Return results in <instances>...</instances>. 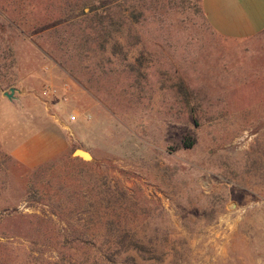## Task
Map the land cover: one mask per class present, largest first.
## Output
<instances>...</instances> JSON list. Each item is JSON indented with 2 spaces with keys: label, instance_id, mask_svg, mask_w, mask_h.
<instances>
[{
  "label": "rangeland",
  "instance_id": "374dc122",
  "mask_svg": "<svg viewBox=\"0 0 264 264\" xmlns=\"http://www.w3.org/2000/svg\"><path fill=\"white\" fill-rule=\"evenodd\" d=\"M48 128L67 148L24 165ZM0 264H264V31L224 38L200 0H0Z\"/></svg>",
  "mask_w": 264,
  "mask_h": 264
},
{
  "label": "crops",
  "instance_id": "0c3cea01",
  "mask_svg": "<svg viewBox=\"0 0 264 264\" xmlns=\"http://www.w3.org/2000/svg\"><path fill=\"white\" fill-rule=\"evenodd\" d=\"M203 14L210 27L231 40H246L264 31V0H202ZM67 148L62 132L48 128L14 151L28 167L43 163Z\"/></svg>",
  "mask_w": 264,
  "mask_h": 264
},
{
  "label": "trees",
  "instance_id": "16d2710c",
  "mask_svg": "<svg viewBox=\"0 0 264 264\" xmlns=\"http://www.w3.org/2000/svg\"><path fill=\"white\" fill-rule=\"evenodd\" d=\"M201 1L202 0H200V5H201ZM117 246L122 247V245L120 244H116V247ZM125 250L134 251L138 255H142L143 252L148 251L145 249V245L139 243L138 241H131L128 245L125 246Z\"/></svg>",
  "mask_w": 264,
  "mask_h": 264
},
{
  "label": "water",
  "instance_id": "95a60500",
  "mask_svg": "<svg viewBox=\"0 0 264 264\" xmlns=\"http://www.w3.org/2000/svg\"><path fill=\"white\" fill-rule=\"evenodd\" d=\"M13 93H14V89L11 88L10 93H4V96L10 100L13 96ZM73 155H75V157H79L80 159L86 160V161L91 159L90 154L88 152L83 151V150H76L73 153Z\"/></svg>",
  "mask_w": 264,
  "mask_h": 264
}]
</instances>
